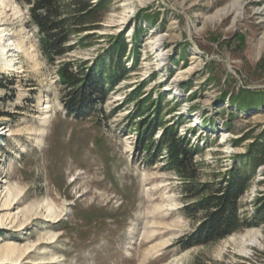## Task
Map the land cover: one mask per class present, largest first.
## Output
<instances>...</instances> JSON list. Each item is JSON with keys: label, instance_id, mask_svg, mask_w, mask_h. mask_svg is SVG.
Returning <instances> with one entry per match:
<instances>
[{"label": "rangeland", "instance_id": "374dc122", "mask_svg": "<svg viewBox=\"0 0 264 264\" xmlns=\"http://www.w3.org/2000/svg\"><path fill=\"white\" fill-rule=\"evenodd\" d=\"M233 4L103 0L101 22L51 65L29 7L0 0V259L11 249L0 264H264V224L208 246L175 245L200 215L183 212L180 178L156 143L166 127L188 140L198 183L245 169L251 149L262 155L264 0L216 16ZM62 62L121 78L87 119L65 114ZM255 169L241 217L264 191V164Z\"/></svg>", "mask_w": 264, "mask_h": 264}, {"label": "trees", "instance_id": "16d2710c", "mask_svg": "<svg viewBox=\"0 0 264 264\" xmlns=\"http://www.w3.org/2000/svg\"><path fill=\"white\" fill-rule=\"evenodd\" d=\"M15 1L29 7L30 21L37 30L38 50L51 65L71 50L72 36L94 30L102 19L103 0L95 5L90 0H70L67 4L64 0ZM56 73L61 86L68 90L62 98L65 114L78 120L87 119L105 102L107 85L112 87L121 80L119 75L106 74L96 66L84 72L73 62L58 63ZM153 132L148 131L147 141L154 136ZM156 143L160 153L165 151L168 169L180 178L187 198L183 212L191 219L200 215L193 231L176 241L179 249L208 246L239 230L264 224V191L255 201L251 217L239 214L240 198L248 189L255 168L264 164V147L260 156L252 154L254 149L248 152L251 161L245 169L234 167L219 181L198 183L194 162L198 150L188 140L179 137L176 129L166 127Z\"/></svg>", "mask_w": 264, "mask_h": 264}, {"label": "bare ground", "instance_id": "6f19581e", "mask_svg": "<svg viewBox=\"0 0 264 264\" xmlns=\"http://www.w3.org/2000/svg\"><path fill=\"white\" fill-rule=\"evenodd\" d=\"M239 0H235V4L232 5V7L230 9H223L219 12H217V15L216 16H219V17H222L225 13L229 12L230 10H232V8H235L236 7V3L238 2ZM262 14H264V10L262 11ZM8 36V34H6L5 32L3 31H0V42L2 43L3 40H5V37ZM163 36L162 35H159L158 37L155 38V44L156 45H159L163 40ZM7 51V48L6 46H3V47H0V54L1 56ZM8 51H11V50H8ZM159 55L161 56V60H163V53H162V50H160V53ZM257 238H258V234H254L251 239H247L245 238L244 241L246 243L247 246H254L256 244H258L257 242ZM11 253V249L10 251L7 250L5 252V254L1 257L0 259V263H4L5 260H8V254ZM49 262L53 263V259H49Z\"/></svg>", "mask_w": 264, "mask_h": 264}]
</instances>
